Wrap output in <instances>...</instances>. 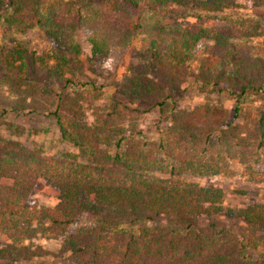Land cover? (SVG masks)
<instances>
[{
	"label": "trees",
	"instance_id": "obj_1",
	"mask_svg": "<svg viewBox=\"0 0 264 264\" xmlns=\"http://www.w3.org/2000/svg\"><path fill=\"white\" fill-rule=\"evenodd\" d=\"M171 6L227 25L170 23ZM3 23L20 32L40 28L54 43L74 48L71 57H47L22 41L15 50L0 44L4 79L34 96L51 95L52 80L62 87L73 83L81 40L92 56L104 58L135 38L139 61L118 89L131 100L168 96L190 75L212 84L239 78L264 90V0H0ZM120 104L113 101L90 124L81 123L73 107V114L53 111L62 138L77 152L55 156L0 136V234L11 242L0 248V259L47 253L27 243L29 232L40 228L61 236L62 250L76 263L264 264V205L239 211L245 229L204 228L199 221L221 211L223 192L183 178L223 172L232 159L264 166V112L255 113L241 134L222 113L197 108L155 140L118 124ZM252 172L264 179V169ZM41 179L60 190L56 205L34 202L31 193ZM84 213L91 214L90 224L67 232ZM163 215L167 226L144 225Z\"/></svg>",
	"mask_w": 264,
	"mask_h": 264
},
{
	"label": "rangeland",
	"instance_id": "obj_2",
	"mask_svg": "<svg viewBox=\"0 0 264 264\" xmlns=\"http://www.w3.org/2000/svg\"><path fill=\"white\" fill-rule=\"evenodd\" d=\"M236 1L241 3L248 0ZM167 21L183 25L203 24L211 28L227 25L219 19L198 15L190 9L178 6L170 7ZM19 41L47 57L58 53L68 57L74 55V48L54 43L40 28L20 32L10 25L0 24L1 45L8 50H15ZM81 42L82 49L77 55L79 66L77 69H71L73 83L62 87L61 83L52 80L49 96H34L9 85L4 79L3 66L0 65V113L1 108L5 106L9 109L0 117V136L19 143L28 150L42 148L48 154L60 156L67 151L77 152V149L62 138L60 125L52 114L53 111L61 110L65 114H73L71 112L73 107L75 111H79L76 115L78 120L90 124L99 112L107 111L113 101H118L123 108L122 113L116 118L118 124L140 130L146 138L155 140L159 139L163 132L174 130L176 120L189 115L197 108L203 107L222 113L229 121H233L241 134L252 127L255 113L264 112V90L258 83L250 85L239 78L231 82L223 80L219 84H212L199 80L197 75H190L188 81L181 83V90H172L168 96L165 94L155 100H131L130 97L121 95L118 89L126 79L130 67L139 61L140 39L135 38L128 47L112 48L109 55L104 58L92 56L86 43L82 40ZM259 42L260 40L255 41ZM204 47L205 44L197 49V57L203 55ZM161 102L163 106L159 105ZM216 140L215 135L212 141ZM255 169L261 171L264 166H250L242 160L232 159L223 172L184 173V180L223 192L221 211L214 217L201 218L199 225L206 228L211 223H216L228 229H245L247 223L239 211L254 205H264V179L253 178L252 170ZM59 194L58 188L42 179L31 193L34 202L40 206L56 205ZM90 221L91 214L84 213L66 231L72 232L80 226H87ZM167 224L168 218L163 215L144 225L161 228ZM37 225L39 224L36 222L32 223V226ZM29 233L32 234L27 241L30 247L41 248L47 253L32 259L1 258L0 263L86 264L74 262L72 255L62 250L61 236H53L40 228ZM10 243L8 237L0 234V248L8 247Z\"/></svg>",
	"mask_w": 264,
	"mask_h": 264
}]
</instances>
